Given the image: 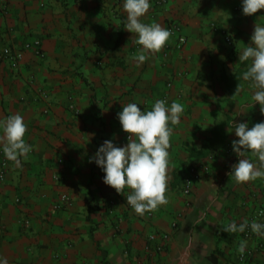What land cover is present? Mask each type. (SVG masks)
<instances>
[{"label":"crops","instance_id":"obj_1","mask_svg":"<svg viewBox=\"0 0 264 264\" xmlns=\"http://www.w3.org/2000/svg\"><path fill=\"white\" fill-rule=\"evenodd\" d=\"M150 4L143 22L172 35L137 62L123 0H0V50L22 52L15 68L0 61V120L21 114L32 147L17 165L0 130V257L8 264H236L241 242L256 247L224 229L264 206V177H233L237 137L228 131L232 122L264 121L242 79L251 61L239 62L264 9L246 16L241 0ZM156 99L184 111L169 124L168 202L141 215L126 201L130 190L104 184L89 158L107 139L127 143L122 105L150 110ZM246 158L259 166L250 150ZM62 194L68 204L56 208ZM249 264H264V250Z\"/></svg>","mask_w":264,"mask_h":264},{"label":"clouds","instance_id":"obj_2","mask_svg":"<svg viewBox=\"0 0 264 264\" xmlns=\"http://www.w3.org/2000/svg\"><path fill=\"white\" fill-rule=\"evenodd\" d=\"M123 9L127 13L125 29L136 36L139 48L135 59L143 62L153 53L159 52L169 41L172 33L159 23H144L143 18L151 7L150 0H123ZM264 9V0H241V10L251 16ZM250 45L246 44L239 54V62L250 60L251 63L242 73V79L251 83V108L258 103L264 113V26L255 24ZM139 102L122 105L117 113L121 130L127 134L123 146H117L112 139L105 140L95 154L89 158L104 173V184L124 194L129 189L126 201L135 212L143 215L159 205L168 202L166 192L169 181L171 147L170 137L173 129L169 124H179L183 105L173 101L170 106L164 99H156L150 110L141 109ZM237 139L232 141V150L239 157L232 166V174L237 182L254 181L264 177V121L249 127L247 121L232 122ZM6 142L3 153L17 165L22 159L27 160L32 150L25 141L27 125L21 114H13L0 120ZM258 158L259 166L246 153ZM248 223L237 225L235 221L224 229L226 232H243ZM251 230L264 236V224L251 222ZM246 242H241L238 251L243 254ZM0 264H8L5 257H0Z\"/></svg>","mask_w":264,"mask_h":264},{"label":"built area","instance_id":"obj_3","mask_svg":"<svg viewBox=\"0 0 264 264\" xmlns=\"http://www.w3.org/2000/svg\"><path fill=\"white\" fill-rule=\"evenodd\" d=\"M228 41H230L229 38ZM180 42H183V39L180 38ZM21 57H22L21 51L13 50L9 46H4L0 50V61L7 62L12 68L17 67V64L20 61ZM1 175L2 173L0 172V178ZM191 181L192 180L190 178L185 179L182 189V192L184 194L189 193L192 184ZM66 204H68L67 195L65 194L60 195L59 202L56 205V208L59 207L61 208L63 205ZM253 221L264 224V206H260L250 215V217L246 220L249 226L246 227L243 232H241V236L244 240H255L257 242L256 247L254 249L245 250L243 254L239 252L237 255L236 264H249L250 260L253 258L256 249L259 251L264 250V244L259 238L260 235L251 230L250 224ZM21 225L25 228L29 227V220L27 219L22 220Z\"/></svg>","mask_w":264,"mask_h":264}]
</instances>
